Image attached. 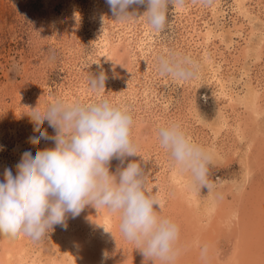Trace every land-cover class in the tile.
Returning <instances> with one entry per match:
<instances>
[{
  "label": "rangeland",
  "instance_id": "rangeland-1",
  "mask_svg": "<svg viewBox=\"0 0 264 264\" xmlns=\"http://www.w3.org/2000/svg\"><path fill=\"white\" fill-rule=\"evenodd\" d=\"M133 10L136 17L120 21L106 0H0V182L6 168L16 174L25 151L55 146L29 142L39 133L28 108L53 98L106 97L134 119L138 155L123 166L141 164L160 213L179 226L175 264H245L249 240L264 258V0L172 3L162 31L146 22V6ZM170 53L195 62L194 78L160 74L157 57ZM101 68L105 91L93 92L88 76ZM170 121L210 154L211 190L191 187L159 146L155 129ZM42 129L55 135L47 121ZM118 167L113 159L110 172ZM0 264H145V258L121 235L115 214L86 205L40 241L23 233L0 237Z\"/></svg>",
  "mask_w": 264,
  "mask_h": 264
},
{
  "label": "clouds",
  "instance_id": "clouds-1",
  "mask_svg": "<svg viewBox=\"0 0 264 264\" xmlns=\"http://www.w3.org/2000/svg\"><path fill=\"white\" fill-rule=\"evenodd\" d=\"M210 3L211 0H203ZM115 20L127 21L137 12L133 5L146 6L143 12L148 25L164 30L167 9L184 0H106ZM158 71L176 79L194 78L198 66L179 53L157 57ZM107 75L89 73L88 87L93 92L105 91ZM34 132L32 145L42 139L55 146L22 154L15 166L4 170L0 182V237L12 239L23 233L40 241L54 225H65L67 214L74 218L86 205L103 207L115 214L121 235L136 245L147 261L175 264L179 226L159 211L160 200L146 190L145 172L140 163L127 162L137 156V146L131 138L134 123L130 110L106 97L91 102H68L53 98L40 109L28 108ZM47 121L55 131L49 136L42 129ZM160 147L179 172L186 174L194 189L207 188L210 154L192 141L176 121L160 124L155 129ZM116 159L122 167L110 172V162ZM158 209V210H157ZM105 230V229H104ZM108 232V231H105Z\"/></svg>",
  "mask_w": 264,
  "mask_h": 264
},
{
  "label": "bare ground",
  "instance_id": "bare-ground-1",
  "mask_svg": "<svg viewBox=\"0 0 264 264\" xmlns=\"http://www.w3.org/2000/svg\"><path fill=\"white\" fill-rule=\"evenodd\" d=\"M160 146V145H159ZM261 221V220H260ZM261 227V226H260ZM67 229V228H66ZM199 243V242H198ZM248 244H246V247L250 248L252 252H248L245 251L244 254V258H243V263L245 264H264V258L262 256H260V253H256V251H254V249H252L251 247L252 244L250 243V240L247 241ZM248 245V246H247ZM260 246V244H259ZM127 256V255H126ZM133 259V258H132ZM124 261V260H123ZM126 262V261H125ZM143 262V261H142ZM180 263V262H179ZM183 264V263H182Z\"/></svg>",
  "mask_w": 264,
  "mask_h": 264
}]
</instances>
